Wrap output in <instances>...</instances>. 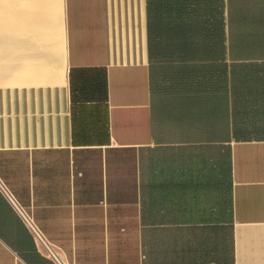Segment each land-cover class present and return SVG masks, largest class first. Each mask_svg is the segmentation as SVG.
<instances>
[{
    "label": "crops",
    "instance_id": "1",
    "mask_svg": "<svg viewBox=\"0 0 264 264\" xmlns=\"http://www.w3.org/2000/svg\"><path fill=\"white\" fill-rule=\"evenodd\" d=\"M51 248L264 264V0H0V264Z\"/></svg>",
    "mask_w": 264,
    "mask_h": 264
},
{
    "label": "built area",
    "instance_id": "2",
    "mask_svg": "<svg viewBox=\"0 0 264 264\" xmlns=\"http://www.w3.org/2000/svg\"><path fill=\"white\" fill-rule=\"evenodd\" d=\"M24 217L26 218V221L30 225V227H32V229L35 230V232L37 233L39 239L42 240V241H44V243L46 244V241L42 238V234L36 228V226H35L33 220L31 219V217L28 216L26 213H24ZM46 245H48V244H46ZM50 252H51L52 256L58 261L59 264H65L63 258L61 257L60 253L57 250L51 248Z\"/></svg>",
    "mask_w": 264,
    "mask_h": 264
}]
</instances>
